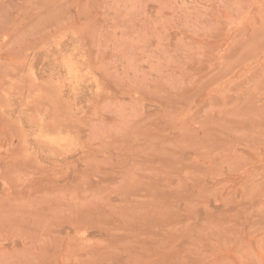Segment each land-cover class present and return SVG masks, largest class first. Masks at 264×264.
<instances>
[{
	"label": "rangeland",
	"instance_id": "1",
	"mask_svg": "<svg viewBox=\"0 0 264 264\" xmlns=\"http://www.w3.org/2000/svg\"><path fill=\"white\" fill-rule=\"evenodd\" d=\"M0 264H264V0H0Z\"/></svg>",
	"mask_w": 264,
	"mask_h": 264
}]
</instances>
